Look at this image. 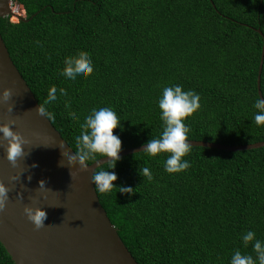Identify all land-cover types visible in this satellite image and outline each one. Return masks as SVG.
Listing matches in <instances>:
<instances>
[{
	"label": "trees",
	"instance_id": "obj_1",
	"mask_svg": "<svg viewBox=\"0 0 264 264\" xmlns=\"http://www.w3.org/2000/svg\"><path fill=\"white\" fill-rule=\"evenodd\" d=\"M24 17L0 18V35L15 67L42 104L50 86L67 95L47 105L50 121L75 152L79 124L93 108L121 120V151L162 131L158 98L180 84L200 96L185 120L189 141L227 146L264 142L254 121L264 37V0H12ZM258 30L261 32L259 34ZM40 43L37 44L36 42ZM90 56L94 72L73 82L64 58ZM264 98V61L260 75ZM69 104L70 108L65 107ZM71 115H77L73 121ZM167 153L122 156L116 186L96 191L118 236L138 264H230L236 249L255 258L253 231L264 241V147L228 152L192 147L190 167L164 170ZM97 155V159H100ZM95 161H88L92 164ZM150 168L153 180L139 175ZM103 164L96 169L107 170ZM0 264H15L0 243ZM258 264V262H257Z\"/></svg>",
	"mask_w": 264,
	"mask_h": 264
},
{
	"label": "water",
	"instance_id": "obj_2",
	"mask_svg": "<svg viewBox=\"0 0 264 264\" xmlns=\"http://www.w3.org/2000/svg\"><path fill=\"white\" fill-rule=\"evenodd\" d=\"M13 14L12 0H0V18ZM263 61L264 37L257 76L261 98ZM5 88L11 89L12 97L7 104L0 102V124L15 121L14 131L27 141L24 155L17 159L15 168L6 160L4 148L0 147V183L10 189L6 207L0 211V243L12 261L15 264H138L98 200L91 182L95 162L88 164L87 171L67 166L62 148L72 149L51 122L35 111L38 102L11 60L0 35V91ZM8 104L14 105L11 113L6 111ZM188 143L193 147L228 152L264 147V142L240 146L201 141ZM142 150V146L125 149L119 155ZM100 159L102 163L108 158ZM33 164L36 166L32 167ZM13 175L18 179L11 181L9 177ZM29 176L30 180L27 179ZM41 180L47 187L43 192L39 189ZM25 206L44 208L48 226L37 231L23 212Z\"/></svg>",
	"mask_w": 264,
	"mask_h": 264
},
{
	"label": "clouds",
	"instance_id": "obj_3",
	"mask_svg": "<svg viewBox=\"0 0 264 264\" xmlns=\"http://www.w3.org/2000/svg\"><path fill=\"white\" fill-rule=\"evenodd\" d=\"M37 44L40 42L37 41ZM64 66L60 74L66 79L73 82L88 79L94 72V65L90 56L86 53H78L74 56L64 58ZM57 91L61 96L67 95L64 88H59L55 85L49 87L47 96L42 104H38L36 112L46 120L52 121L55 119V114L47 109V105L55 102ZM12 97L11 89L5 88L0 91V102L7 104ZM160 110V120L162 122V131L156 138L149 139L142 146V152H146L152 156L167 153V158L164 163V170L168 174H178L186 171L190 167V161L185 159L193 147L188 143V133L190 131L185 123L187 118H190L200 109V96L194 90H183V86L175 84L165 86L162 89V94L157 101ZM13 104H8L6 111L13 112ZM66 109L70 108L69 104H65ZM254 108L257 110L254 115V121L257 126H264V98H257L254 103ZM73 121H78L77 115H71ZM120 119L117 113L111 107L93 108L89 114L84 117L82 123L79 124L80 134L75 137L76 151L62 148V154L66 158V164L71 169L73 166L79 168L80 171H87L88 161H95V168L91 174V182L94 185V190L100 193H110L114 188H118L122 195L127 194L131 197L134 194V189L131 186H116L114 182L117 180L115 171H110L115 168L117 162L121 159V140L118 135L114 134V129L121 128ZM15 121L8 120L6 123L0 124V147L4 148L5 158L9 164L15 168L17 159L24 155V145L27 143L25 138L17 131H14L13 125ZM100 157H107L106 161L101 163ZM108 165L107 170L95 169L101 165ZM36 165L33 164L32 167ZM71 175V173H70ZM139 175L146 178L148 181L153 180V174L148 167L140 170ZM11 181L18 179L17 176H10ZM31 179V177H27ZM39 189L41 192L46 191L45 182L39 181ZM10 189L4 183H0V211L6 207L9 200ZM17 196L20 197L19 193ZM23 212L26 218L31 222L37 231H42L47 225V215L44 208H32L25 206ZM256 234L249 230L242 236L244 246L247 247L249 242H252V250L255 253V258L250 254H243L239 249H236L230 260V264H264V241L255 238Z\"/></svg>",
	"mask_w": 264,
	"mask_h": 264
},
{
	"label": "rangeland",
	"instance_id": "obj_4",
	"mask_svg": "<svg viewBox=\"0 0 264 264\" xmlns=\"http://www.w3.org/2000/svg\"><path fill=\"white\" fill-rule=\"evenodd\" d=\"M16 15H21V17L23 18L24 17V11L22 10V8L18 5L17 6V9H16V11H15V13H14V15H13V17H11L10 18V20L12 19L13 21H11V22H16L17 21V19H16Z\"/></svg>",
	"mask_w": 264,
	"mask_h": 264
},
{
	"label": "built area",
	"instance_id": "obj_5",
	"mask_svg": "<svg viewBox=\"0 0 264 264\" xmlns=\"http://www.w3.org/2000/svg\"><path fill=\"white\" fill-rule=\"evenodd\" d=\"M16 9H17V5H14V4L12 3V11H13V13H15ZM13 15H14V14H13ZM13 15H11V17H13ZM16 16H21V15H16ZM8 17H10V16H8ZM11 17H10V18H11ZM16 19H17V17H16ZM10 21H13V20L11 19ZM17 21H18V19H17Z\"/></svg>",
	"mask_w": 264,
	"mask_h": 264
}]
</instances>
